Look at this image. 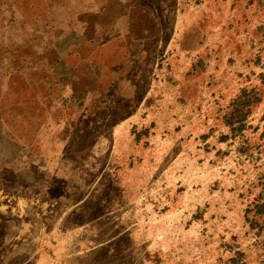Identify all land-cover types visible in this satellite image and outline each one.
I'll return each mask as SVG.
<instances>
[{"label":"rangeland","instance_id":"374dc122","mask_svg":"<svg viewBox=\"0 0 264 264\" xmlns=\"http://www.w3.org/2000/svg\"><path fill=\"white\" fill-rule=\"evenodd\" d=\"M29 140L55 177L6 189L63 264H264V0H0V145Z\"/></svg>","mask_w":264,"mask_h":264},{"label":"crops","instance_id":"0c3cea01","mask_svg":"<svg viewBox=\"0 0 264 264\" xmlns=\"http://www.w3.org/2000/svg\"><path fill=\"white\" fill-rule=\"evenodd\" d=\"M27 142L23 154L14 157L8 156L0 145V264H63L71 254L70 239H65L64 232L56 237L54 226L33 224L25 219L27 204H32L31 191L23 193L17 184L15 190L6 189L17 175L28 178L41 173L45 176V185L50 175L55 177L52 164L46 159L38 160L37 154H33L32 142ZM41 160L45 162L40 163ZM52 212L53 209H47V213Z\"/></svg>","mask_w":264,"mask_h":264}]
</instances>
